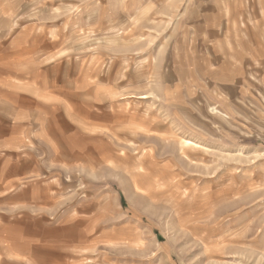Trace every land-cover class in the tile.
<instances>
[{
	"label": "rangeland",
	"instance_id": "374dc122",
	"mask_svg": "<svg viewBox=\"0 0 264 264\" xmlns=\"http://www.w3.org/2000/svg\"><path fill=\"white\" fill-rule=\"evenodd\" d=\"M0 264H264V0H0Z\"/></svg>",
	"mask_w": 264,
	"mask_h": 264
}]
</instances>
